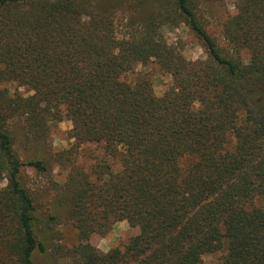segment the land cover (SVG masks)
I'll list each match as a JSON object with an SVG mask.
<instances>
[{"label":"trees","instance_id":"obj_1","mask_svg":"<svg viewBox=\"0 0 264 264\" xmlns=\"http://www.w3.org/2000/svg\"><path fill=\"white\" fill-rule=\"evenodd\" d=\"M98 1L0 0V264H35L51 245L78 264H203L207 253L214 264H264V0H233L221 42L197 0H151L121 36L128 0ZM179 24L204 58L163 39ZM150 61L170 76L160 96L135 72ZM15 118L36 142L25 159ZM62 118L72 143L49 155L44 141ZM50 163L72 187L71 247L56 240V213L38 215L41 192L22 170L48 174ZM118 221L138 230L122 246L89 242Z\"/></svg>","mask_w":264,"mask_h":264},{"label":"rangeland","instance_id":"obj_2","mask_svg":"<svg viewBox=\"0 0 264 264\" xmlns=\"http://www.w3.org/2000/svg\"><path fill=\"white\" fill-rule=\"evenodd\" d=\"M105 0H99L96 4L103 7ZM143 3H138L136 0H128V3L121 4L117 8L116 16L118 18L119 27L117 34L121 36L127 31V27L123 25L124 18L142 14L151 0H143ZM198 14L201 16L208 31L221 42V24L224 21L226 14L233 11V0H197ZM136 3V4H135ZM126 24V23H125ZM161 35L169 44H174L181 48L182 54L187 59H199L205 57L204 49L202 48L197 37L183 24L173 27L165 26L161 29ZM135 72L146 76L152 85L155 95L160 96L170 84V76L163 73L155 61H150L145 65L138 64L135 67ZM10 89H16V84L8 85ZM18 90L24 94L27 89L24 85H19ZM9 129L13 135L14 147L25 159L31 154V151L36 146V142L29 140L23 131V123L20 118H15L11 121ZM71 128V122L62 118V120L54 123L49 130V136L44 141L43 151L47 154L67 148L72 143L68 138V130ZM89 161L83 157H79V165H89ZM51 171L48 174H39L34 169L24 166L22 170L27 174V186L40 195V207L38 215L41 218L48 214H57V219L52 221V230L61 232V239L58 243L65 247H71L77 243L75 231L68 221V212L70 207V194L72 187L67 183V169L56 166L50 163ZM6 181L1 180L0 186L5 185ZM40 226H44L40 223ZM136 227H131L126 221H118L114 223L110 231L104 236L93 234L89 238V242L97 247L100 251L106 252L112 247L122 246L127 239L137 233ZM53 239V238H51ZM47 254L34 255L35 264H78L76 258L69 256H61L56 253L52 245L46 251ZM218 258V254L207 253L202 256L203 264H214Z\"/></svg>","mask_w":264,"mask_h":264}]
</instances>
